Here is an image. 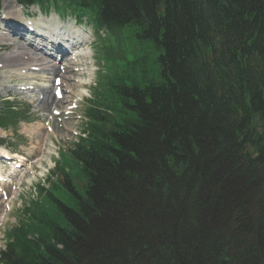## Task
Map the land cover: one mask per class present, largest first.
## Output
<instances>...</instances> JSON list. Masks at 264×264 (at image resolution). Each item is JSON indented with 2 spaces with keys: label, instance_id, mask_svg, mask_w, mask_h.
<instances>
[{
  "label": "trees",
  "instance_id": "obj_1",
  "mask_svg": "<svg viewBox=\"0 0 264 264\" xmlns=\"http://www.w3.org/2000/svg\"><path fill=\"white\" fill-rule=\"evenodd\" d=\"M17 1L92 26L100 72L0 264H264V0Z\"/></svg>",
  "mask_w": 264,
  "mask_h": 264
},
{
  "label": "rangeland",
  "instance_id": "obj_2",
  "mask_svg": "<svg viewBox=\"0 0 264 264\" xmlns=\"http://www.w3.org/2000/svg\"><path fill=\"white\" fill-rule=\"evenodd\" d=\"M1 5L3 7L2 0ZM238 10L237 7L236 11ZM9 15L11 14L8 13V8L0 9V20L8 27L7 31L10 32L11 26L17 25L25 30V33L35 36L34 40L33 37L28 36L24 38L20 36L18 39L21 43L26 44L28 42L25 40L31 39L33 49L35 47L43 50L44 46H47V55L45 56L56 63L60 69L58 68V71L50 77L47 76L45 81L41 78L46 75L42 74V71L36 67L37 65H30V63H36L34 61L29 62V66L12 67L3 66L0 59V102L10 99L14 103L20 102L23 107L27 104V107L31 108L30 122H21L18 131L13 128L4 130L0 127V136L6 138L8 142V147L0 148V193L3 190V196L0 195L2 201L0 206V250L6 245V231L22 219L26 206L38 198L39 186L49 187V178L52 172L56 171V162L60 161L59 154H63L65 150L68 151L77 141V137L84 128V123L86 124L88 121L86 116V109L90 106H87L88 99L91 96L94 98L93 86L98 72H100V63L96 55V47L99 42L95 40V35L90 27L79 26L81 27L79 31L85 39L81 40L76 51L81 52L84 49L86 54L80 57L79 63L72 64L73 56H69L68 59H60L59 50L56 47L53 48L52 43L42 36L43 30L40 27L36 28L34 32H26L28 29L25 20L28 19L39 26L43 25L44 29H51L55 23L63 22L65 26L77 23L75 19L66 18V16L60 17L53 10L44 13L38 6L22 7V11L20 10L17 14L18 19L9 18ZM6 18H8L7 21ZM42 19L44 21H41ZM5 33L6 31H4ZM1 38L0 56L10 54L11 48H3L2 41L7 40L2 33ZM67 54L70 53L67 51ZM64 76L70 77L71 80L64 83ZM55 77H61L63 80L64 85H60L61 95H63L62 104L59 107L51 105V108H47V110L38 108L35 100L40 97L39 88L51 87ZM52 95L55 96L54 92ZM58 111L59 113H55ZM40 135L43 137L41 138ZM38 138L39 140L41 138V142L45 145L42 144L41 150L36 152L34 147H36L35 141ZM10 152L18 153L28 160L22 161L20 159L22 157H9L7 154ZM30 157L33 159L30 160ZM11 168L17 171L8 174V170ZM53 178H55L53 181L58 179L57 177Z\"/></svg>",
  "mask_w": 264,
  "mask_h": 264
},
{
  "label": "bare ground",
  "instance_id": "obj_3",
  "mask_svg": "<svg viewBox=\"0 0 264 264\" xmlns=\"http://www.w3.org/2000/svg\"><path fill=\"white\" fill-rule=\"evenodd\" d=\"M2 2H3L4 7L8 8V10L10 9L9 13L11 15H9V16L17 18L18 17L17 14H18V12H20V7L16 5V2L14 0H2ZM41 21H44V19H42ZM0 22H1L0 23V31L4 35L5 39L7 40V41H2V43L4 45L3 48H11V50H12V52L10 54H3L0 56V59H1V62L3 63V66H12V67L29 66V62L34 61L36 63H30V65H37L36 67H38V69L40 71H42V74L46 75L45 77L41 78L42 80H45V81L47 79L46 78L47 76L50 77L53 73L58 71V68L60 69V67H58L56 65V63H53L52 61L49 60V58H47L45 56V55H47V53H46V49L48 48L47 46H44L43 50H39L35 47L33 49V46H32L33 44L31 42V39L25 40L26 42H28V44L21 43L20 39H18V37L21 36L24 38V37L28 36V37L32 38L33 36H31L29 33H25V30H22L17 25L11 26L10 32H8L7 31L8 27L6 26V24L4 22H2V20H0ZM31 25H32V30H36V28L40 27L43 30V34L46 36V39H48L50 42L52 40L51 43L54 46L53 48L56 47L59 51L61 49L58 48V46L56 44H53V41H55V42L60 41L61 42V43L59 42L60 44L64 43V46L67 44L68 47L80 45V42L77 41L75 37L69 35V31H66V30H68L69 25L63 26L66 30H59L58 27L60 28L61 26L58 25V26H54L53 29H51L50 31L45 30L43 28V25L39 26L37 23L36 24L32 23ZM55 25H56V23H55ZM78 30L79 29H75V33H72V34L79 35L80 39L84 40L85 38L83 37L82 33L80 32L78 34ZM4 31H6L5 34H4ZM26 32H30V30H26ZM1 33H0V41L2 40ZM34 39H35V36L33 37V40ZM81 53L86 54V51L84 49H82ZM77 54H80V52L76 53V55L74 57H76ZM65 57H66V55H62V59ZM68 64H70V63H68ZM68 67H69V65H68ZM66 76H64V80H65L64 83H66V81L71 80L70 77H66ZM33 78H35V77H33ZM61 85H64V84L61 83ZM52 88H53V90H52ZM54 90H55L54 83L52 84L51 87H46V88L40 87L39 88L40 97L35 100V102H37L38 108L40 107V108L47 110V108H49V109L51 108V105L52 106L56 105L59 107L60 104H62V102H63L62 98H61L62 100H60V99H57L54 95H52ZM37 91H38V89H37ZM44 129H46V128H44ZM39 131H41V130H39ZM42 137L43 136H41V138ZM41 138H40V140L38 138L35 141L36 147H34V148H35L36 152L41 150L42 144L45 145V143L41 142ZM12 157H16V158L22 157V158H20L22 161L28 160L26 157L19 155V154H16V153H14ZM29 159L32 160L33 157H30ZM15 171H17V170H15L14 168H11L8 170V172H9L8 174H13ZM19 172H21V171H19ZM1 195H3V192H1ZM1 204H2V201L0 200V206H1Z\"/></svg>",
  "mask_w": 264,
  "mask_h": 264
}]
</instances>
